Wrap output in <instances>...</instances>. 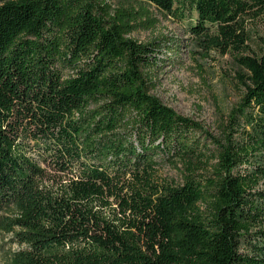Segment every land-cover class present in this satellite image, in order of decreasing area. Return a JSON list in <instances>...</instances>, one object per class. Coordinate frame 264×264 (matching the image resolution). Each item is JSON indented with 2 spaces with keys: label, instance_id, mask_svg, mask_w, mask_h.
<instances>
[{
  "label": "trees",
  "instance_id": "16d2710c",
  "mask_svg": "<svg viewBox=\"0 0 264 264\" xmlns=\"http://www.w3.org/2000/svg\"><path fill=\"white\" fill-rule=\"evenodd\" d=\"M105 1L0 0L1 264H264V41L245 55L244 30L264 0H128L238 54L250 85L217 139L149 95L155 50L125 38L146 9Z\"/></svg>",
  "mask_w": 264,
  "mask_h": 264
},
{
  "label": "rangeland",
  "instance_id": "374dc122",
  "mask_svg": "<svg viewBox=\"0 0 264 264\" xmlns=\"http://www.w3.org/2000/svg\"><path fill=\"white\" fill-rule=\"evenodd\" d=\"M105 3L110 7V18L120 10L146 9L154 26L145 23L133 27L125 38L139 44H152L155 50L156 63L147 72L154 86L149 95L177 115L199 124L209 137L219 138L222 127L250 85L248 74L236 61L238 54L218 45V35L212 27L206 26L200 37L190 32L195 24V13L185 12L180 18L178 14L161 13L142 2L106 0ZM244 30L249 37L246 44L250 50L245 55L252 56L251 51L259 54L261 41H264V14L245 18ZM205 142L213 149L209 140ZM181 170L180 163L162 164L158 176L160 181L180 185ZM44 171L47 176L44 184L51 185V180L57 176L49 169ZM10 239V235L0 234V264L8 250L18 249L10 244Z\"/></svg>",
  "mask_w": 264,
  "mask_h": 264
}]
</instances>
